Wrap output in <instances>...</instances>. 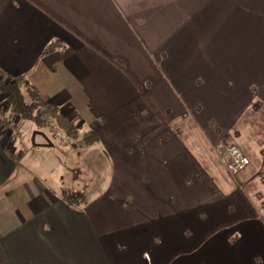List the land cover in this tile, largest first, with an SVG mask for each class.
Returning a JSON list of instances; mask_svg holds the SVG:
<instances>
[{"label": "crops", "instance_id": "1", "mask_svg": "<svg viewBox=\"0 0 264 264\" xmlns=\"http://www.w3.org/2000/svg\"><path fill=\"white\" fill-rule=\"evenodd\" d=\"M17 77L80 137L0 92V264H264V0H0ZM223 137L251 159L238 180Z\"/></svg>", "mask_w": 264, "mask_h": 264}, {"label": "trees", "instance_id": "2", "mask_svg": "<svg viewBox=\"0 0 264 264\" xmlns=\"http://www.w3.org/2000/svg\"><path fill=\"white\" fill-rule=\"evenodd\" d=\"M47 48H52L51 46ZM22 77L15 79L0 78V92L7 95L6 107L25 120L32 121L37 128L47 130L52 138L60 135L68 136L71 140L80 137V129L76 123L60 111V108L47 101L35 86L28 84L27 90L22 87ZM63 133V134H60ZM88 142H95L96 133L88 132L83 135ZM63 198L76 206L84 200L81 195L64 190Z\"/></svg>", "mask_w": 264, "mask_h": 264}, {"label": "built area", "instance_id": "3", "mask_svg": "<svg viewBox=\"0 0 264 264\" xmlns=\"http://www.w3.org/2000/svg\"><path fill=\"white\" fill-rule=\"evenodd\" d=\"M215 150L218 153L220 162L232 176L238 175L251 164L250 157L238 144L227 137L221 138L215 144Z\"/></svg>", "mask_w": 264, "mask_h": 264}, {"label": "rangeland", "instance_id": "4", "mask_svg": "<svg viewBox=\"0 0 264 264\" xmlns=\"http://www.w3.org/2000/svg\"><path fill=\"white\" fill-rule=\"evenodd\" d=\"M31 123V122H30ZM29 125L30 124H28V123H26V125L25 126H23V128H22V126H19L18 128H17V131H20V133H22V132H25V130L27 131V132H29L30 131V129H29ZM31 125H33V123H31ZM37 130L35 129V130H33L32 131V133L31 134H35V132H36ZM66 139H69V138H65V137H63V138H58L57 140H56V147L57 148H51V149H55L54 150V153H55V151H57V149H59V147L60 146H62V145H66L67 144V141H66ZM33 142V141H32ZM74 143H76V144H79L80 143V141H75ZM240 147V146H239ZM241 148V147H240ZM214 149H215V145H214ZM242 149V148H241ZM76 151H79V149L78 148H76ZM43 155H44V153L45 152H41ZM32 156H33V154H32ZM32 156H30V158L32 157ZM52 155H49L48 156V158L50 157V158H52V161L51 162H53V164L52 165H54V168H56V171L59 173V172H61V169H60V167L56 164V162L54 161V159L55 158H58V156H59V152H56L55 153V157L53 158V156L51 157ZM40 157V156H39ZM35 158V157H34ZM40 158H43V159H45L46 160V158H47V156H43V157H40ZM31 159H33V158H31ZM222 164V163H221ZM223 166V165H222ZM224 167V166H223ZM242 173V172H241ZM241 173H239L238 175H236V176H233V177H235V179L236 180H238L239 179V177H240V174ZM62 177H63V179H66L67 180V182H69V183H71V184H79V182H81L82 181V179H83V177H81V175H73V176H70V174L68 173L67 174V176H64V175H62ZM93 182L92 183H94V182H96V180L98 179H96L95 180V177H93ZM64 182H66V181H64ZM71 188H76V189H78V190H81V189H83L84 187H67V189H68V191H70L71 192ZM90 188H94V189H96V187H90ZM254 188H260V187H251V190L253 191L254 190ZM264 189L262 188V193L264 194V191H263ZM78 194H81V192H79L78 191ZM264 199V198H263Z\"/></svg>", "mask_w": 264, "mask_h": 264}, {"label": "water", "instance_id": "5", "mask_svg": "<svg viewBox=\"0 0 264 264\" xmlns=\"http://www.w3.org/2000/svg\"><path fill=\"white\" fill-rule=\"evenodd\" d=\"M43 133V132H42ZM44 134V133H43ZM46 136V134H44ZM46 138L48 139L49 143L52 144V142L50 141V138L46 136Z\"/></svg>", "mask_w": 264, "mask_h": 264}]
</instances>
